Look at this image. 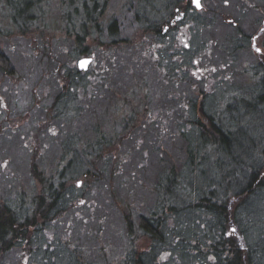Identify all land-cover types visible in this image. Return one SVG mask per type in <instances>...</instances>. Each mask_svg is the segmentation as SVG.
Segmentation results:
<instances>
[{
  "label": "rangeland",
  "instance_id": "1",
  "mask_svg": "<svg viewBox=\"0 0 264 264\" xmlns=\"http://www.w3.org/2000/svg\"><path fill=\"white\" fill-rule=\"evenodd\" d=\"M33 1L0 0V50L15 71L0 67V202L15 208L24 200L28 211L41 195V176L57 171L65 189L56 213L65 212L45 224L36 216L17 246L7 244L3 264H228L226 251L246 257L249 250L253 264H264V184L232 201L250 172L264 167V105H256L264 91L237 76L242 96L252 92L249 105H215L226 83H212L201 96L189 92L201 89L205 54L217 60L224 39L254 33L264 0H204V13L186 16L191 27L168 31L176 9L170 0H106L97 24L76 36L60 22L59 0ZM30 15L40 19L26 23ZM74 36L83 39L80 46ZM82 50L96 64L78 74ZM238 55L239 71L257 63L246 51ZM211 122L233 132L231 165L228 144L208 133ZM99 133L109 141L94 153ZM84 143L90 157L78 150ZM243 164L248 169L239 171ZM169 178L176 184L168 193ZM160 207L167 214L155 238L139 222Z\"/></svg>",
  "mask_w": 264,
  "mask_h": 264
},
{
  "label": "trees",
  "instance_id": "2",
  "mask_svg": "<svg viewBox=\"0 0 264 264\" xmlns=\"http://www.w3.org/2000/svg\"><path fill=\"white\" fill-rule=\"evenodd\" d=\"M59 1H60V6H61L60 22L69 28V31L67 32L68 36H73V35L76 36L79 33H81L83 30H85L89 25L93 26V25L97 24L98 18L101 16V14H100L101 11H100L99 6L101 4L102 8L104 10L105 5L107 4L106 0H59ZM41 2L42 3L46 2V0H41ZM31 4L33 7H35L37 5V0H34L33 2H31ZM79 8L82 9V11H83L82 15H80V11L78 10ZM35 17H38L37 18L38 20L40 19L39 15H36V16L30 15L28 17V19L26 20V23L31 21L32 18H35ZM41 17H43V16H41ZM114 25L115 24H113L110 27V32L113 35L116 31ZM159 29L160 28H156L155 30H152L150 27H148L147 31H151L157 37L158 35H160ZM93 30H94V28H93ZM93 33L96 35V33H98V30L96 29L95 32L93 31ZM75 36H74L75 45L80 46L82 43L81 41H83V39H80L79 37H75ZM100 36H101V33H100ZM100 36H99V38H101ZM86 38H85V40H86ZM94 40H96L97 43L101 42L100 39H94ZM94 44H96V43H94ZM101 44L104 45L103 42ZM112 50H114V49H112V48H109V49L103 48L102 49V51H104L103 53H105L106 51L108 52V51H112ZM85 53H86V50H84V51L82 50L80 52V54L78 55L79 59L87 57V56H91V54L89 55L88 53H86V55H83ZM104 55H106L107 58L109 56V55L107 56V54H104ZM110 56H111V58L114 57V55H110ZM111 61H112V59H111ZM0 67L4 70V72L6 74L12 75L15 72L14 69L11 68L9 60L6 58L5 54L1 50H0ZM78 74H81V73H78ZM74 81L78 82V79H74ZM136 91L137 90H135V92ZM113 106L114 105H112V107ZM113 108L114 109L117 108L119 110L118 106L113 107ZM210 121H212V119H210ZM128 126H129V124L127 125V127ZM127 127H126V129H127ZM211 127L214 131L212 130V131H209L208 133H210V134L214 133L219 138V139H217L218 144H219V142L222 143L221 141H224V143L229 145V146L228 145L225 146L226 149H224L223 152L230 155V156H228V159H229V165H231V163L235 162V159H236L235 158L236 153L234 152V156H232V152L230 150V148L233 147L232 143H235V141H234L235 139H234V137H232L233 132L223 128L222 125L218 124L217 122L212 123ZM238 132H240V131H238ZM117 135H118L117 132H115L114 137ZM203 136L205 137L206 133ZM114 137H112L113 140H114ZM97 140L99 142V145L98 144L92 145L94 148L93 151H94V153L95 152L102 153L105 150V146L104 147H102V146L105 145L109 141V139H108V141H106V137L103 136V134L100 135V133H99L97 135V139H95L93 141H97ZM94 143H97V142H94ZM78 144H80L79 141H78ZM78 144L76 145V148H71L69 151H74V150L78 149L77 148ZM81 145H82V149H78V150H80V152H82V154H85V151H87V148L85 149L83 147H85L86 144L84 143ZM203 145L205 146V143H203ZM213 145H214L213 147H216V143H214ZM202 148H203V146H202ZM236 148L238 151H240L238 145L236 146ZM240 148H241V150H243L241 145H240ZM217 150H218V148H217ZM189 153H190L191 159L193 160L194 159V156H193L194 152L191 153V151H190ZM92 154H93L92 152H87L85 155L90 157ZM69 155L70 156L73 155L72 152ZM99 156H101V155L99 154ZM202 160H199V161H202ZM89 165H90V163H89ZM193 165H194V160H193ZM244 165L245 164H243L242 166L239 167V171L240 170L246 171V169H248V166L247 165L244 166ZM196 167H198V166H196ZM90 168L91 167L89 166V170H90ZM56 173H57V171L52 173L49 178L41 176V179H40L41 184H42L41 195L37 196L35 199L31 200L30 206L32 205V207L29 208L28 211L24 212L25 206H26L25 205L26 201L24 203V200L22 201V204H20L19 206L15 207V208L9 207L6 203L0 202V264H3V262L5 261V255H3V254H4V250H5V247L7 246V244L9 245V248L13 249V246H11L9 243L11 240H13L14 247L17 246V244L21 242V236L25 235V231H23V230H25L27 225L30 226V225L35 224L36 216L37 217L40 216L42 218V222L44 224L47 222H56L58 219L57 215H59V218H60V216H63V213L65 212V210L63 212H61L60 214L56 213V207H57L58 199L64 195L63 192H64L65 187H63L62 184L59 183L61 180H63V174L59 175V177H55L54 174H56ZM33 175H35L38 178V175H36L35 173H33ZM94 175H96V173H94ZM250 175H251V177H250ZM250 175H249L250 179L248 180L246 186L239 193H236V195L232 198L233 200L231 199L233 201V203L234 202L239 203V202L243 201L244 197L247 198L250 194L259 190V188L264 184V167H262L259 170H255L254 172H250ZM72 176H71V178H72ZM74 176H75V174H74ZM171 182H172V179H170V178L165 181V186L168 185V188H169L168 193L172 190L173 185L176 184V182H174V184ZM177 182L180 183L179 185L182 187V189H183L184 185L186 186L184 179L183 180L181 179V181H177ZM210 194H214L213 191H210ZM206 201L212 202V200L208 197H206ZM211 206H213V208H216V209H219V208L221 209V206H219L217 204V202L216 203L214 202L213 205H211ZM172 209L173 208L171 207L170 210H168V211L172 212ZM221 212H223V213H221L222 215L225 214V221H223V223L225 224L224 228L227 229V227H225L226 224L228 226L231 222L229 221V219H227L228 217H226L227 216L226 211L223 210ZM166 214H167L166 209H164L162 207L158 208L157 211H155V213H153L151 216H148L147 219L143 218L142 222L141 221L139 222L140 228H142V230L144 232H146L148 235L156 238V235L160 234V230L163 227L162 220L164 219V217H166ZM74 217H75V215H74ZM127 225H128L127 226L128 232H130V224H127ZM19 231H21V232L19 233ZM223 253H225V251ZM245 254H247L246 257L242 256V254H240V252L233 253V252H229V251L227 252L226 251L225 260L230 261V263H228V264H253V261L251 260V251L249 250V252L245 253ZM252 255H253V253H252ZM231 260H233V262H231Z\"/></svg>",
  "mask_w": 264,
  "mask_h": 264
},
{
  "label": "flooded vegetation",
  "instance_id": "3",
  "mask_svg": "<svg viewBox=\"0 0 264 264\" xmlns=\"http://www.w3.org/2000/svg\"><path fill=\"white\" fill-rule=\"evenodd\" d=\"M171 6L176 7V9L168 15L169 23L166 31L174 30L175 28L181 30L186 27H191L190 21L186 18L187 15H191V12L198 11L199 14L205 12L206 8L204 6V0H202V8L200 10L196 9L193 5L192 0H182L177 4H174L172 0ZM181 4L180 6H178ZM178 6V8H177ZM180 8H183L182 10ZM181 11V12H180ZM255 11V9H254ZM201 17V16H200ZM205 19V17H204ZM257 26L255 27L254 33L251 35H247L238 39H231V41L225 40L222 44V48L218 49V59L212 61L211 54L207 53L204 55L209 61L205 62V59H198L197 64L204 65L198 71V75L200 77L199 84L201 85V89H198L199 86L193 87L189 92L197 93L198 96L205 94L206 90L212 85V83L217 84V87H221L223 83L227 85L223 86L222 92L226 94L223 98V101L219 103H215V105H249V99L252 92L246 94V97L242 96L241 89H237L236 77L238 76V82H241V78L245 79L247 77L249 82H254L258 86H260L264 91V10L259 13L257 16ZM229 24V21H227ZM184 40V39H182ZM245 40V41H244ZM221 45V44H220ZM211 47V46H209ZM208 47V48H209ZM259 49V51H257ZM240 50L246 51L248 57H255L256 64L252 63H242L241 71L237 70V59L238 53ZM244 54V53H243ZM108 56V55H107ZM220 56V57H219ZM92 57L93 62L91 67L94 66L95 57ZM202 57V56H201ZM111 56H108V60L110 61ZM205 63H208V67H206ZM90 67V68H91ZM200 90H204L199 92ZM195 91V92H194ZM254 93V92H253ZM239 96V100H237V96ZM229 100L226 101V99ZM237 100L238 102H236ZM258 100V99H257ZM190 104H194L193 101H189ZM258 102V103H257ZM256 102V105H264V93L259 97V100ZM188 104V101H187ZM201 105H203L201 103ZM255 105V102L253 103ZM3 109H5V105H0V117L2 116ZM12 130V129H11ZM10 130V131H11ZM0 135H2V131L0 128ZM4 136V135H3ZM0 136V137H3Z\"/></svg>",
  "mask_w": 264,
  "mask_h": 264
},
{
  "label": "water",
  "instance_id": "4",
  "mask_svg": "<svg viewBox=\"0 0 264 264\" xmlns=\"http://www.w3.org/2000/svg\"><path fill=\"white\" fill-rule=\"evenodd\" d=\"M193 5L196 9L200 10L202 8V0H192ZM93 62V58H82L77 63V69L79 72H86Z\"/></svg>",
  "mask_w": 264,
  "mask_h": 264
},
{
  "label": "snow or ice",
  "instance_id": "5",
  "mask_svg": "<svg viewBox=\"0 0 264 264\" xmlns=\"http://www.w3.org/2000/svg\"><path fill=\"white\" fill-rule=\"evenodd\" d=\"M257 51H259V49H257Z\"/></svg>",
  "mask_w": 264,
  "mask_h": 264
}]
</instances>
